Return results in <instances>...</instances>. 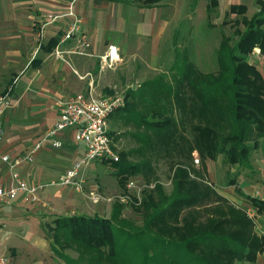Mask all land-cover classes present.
Returning <instances> with one entry per match:
<instances>
[{
    "label": "trees",
    "instance_id": "16d2710c",
    "mask_svg": "<svg viewBox=\"0 0 264 264\" xmlns=\"http://www.w3.org/2000/svg\"><path fill=\"white\" fill-rule=\"evenodd\" d=\"M164 1L134 0L147 8ZM256 1L260 9L250 19L247 5L231 3L230 12L241 14L232 24L244 29L234 30L237 38L222 34L216 70L195 66L185 49L179 51L183 57H175L172 76L154 77L125 94L126 103L117 111L136 128L128 134L138 146L119 152L120 159L111 163L127 179L142 172L146 176L154 160L169 156L173 189L167 194L157 182L143 191L141 202L135 196L127 204L116 202L109 218H59L55 241L80 251L67 264H236L255 262L264 252V235L257 234L253 219L243 209L223 204L212 184L175 160L178 152L197 150L202 159L222 154L230 165L245 167L260 146L264 75L250 57L256 48L264 56V0ZM218 4L211 0L208 11ZM51 42L49 50L58 40ZM130 155L136 162L128 160ZM229 183H236V176ZM246 199L257 212L264 211V198L248 194ZM127 205L141 213V225L123 217Z\"/></svg>",
    "mask_w": 264,
    "mask_h": 264
},
{
    "label": "rangeland",
    "instance_id": "374dc122",
    "mask_svg": "<svg viewBox=\"0 0 264 264\" xmlns=\"http://www.w3.org/2000/svg\"><path fill=\"white\" fill-rule=\"evenodd\" d=\"M218 1V6L211 11H208V4L211 0H165L164 5L156 8H143L139 3H133L131 0L120 1L116 6L115 14L110 18L102 17L101 23L104 27V37L118 44H123V42L127 44L129 60L133 62L130 65L131 69H128L131 72H125L127 61L126 65L123 66L121 65L122 59L114 67L104 68L100 61L99 73L106 76L105 81L100 82L95 76L88 82V88L85 89L78 82L77 78L79 79L80 75L76 71L77 77L73 75L71 79L72 86L77 87L76 90L71 96L60 97L57 101L66 100L80 92L88 93L91 90L106 95L126 94L130 90L141 87L144 82L154 77L164 75L170 77L174 72L171 69L176 55L183 57V55H179V51L183 52L185 49L192 58L191 60H194L195 66L203 71L216 70L218 68L217 48L222 34H230L237 38L238 36L233 34L234 30L237 27L241 30L244 29L243 24L236 27L232 24L234 19L241 18V14L230 12L231 3H241L243 0ZM248 2L249 9L246 15L250 19L260 7L255 0H248ZM14 7V0H0V12H11V14L8 13L10 15L7 19H12ZM43 8L48 7L44 4ZM8 36H13V33H6L5 42L3 43L2 38V44L0 42V47H5L7 52L11 47ZM36 43L38 42L34 39L31 47ZM18 45L17 50L22 53L28 51L25 38H23L22 44ZM74 53L81 55L78 52ZM250 61L255 63L264 75V56L258 48L251 55ZM24 67V64L13 65L9 58L0 57V97L8 95L12 100V106L3 116V124L8 132L7 135L13 137L19 134L22 136L23 143L28 144L35 139L33 130L28 127V122L34 118V115L26 108H32V106L43 101L36 96H19L21 83L27 82L33 74V68L25 69L20 81H14L17 71ZM192 122L193 124L198 122L197 116L192 117ZM109 130L112 133L114 147L119 152H128L138 146L135 139L128 134L129 131H135L136 128L132 124H125L121 113L118 111L110 116ZM9 147V145L5 146V149L10 150L12 148ZM181 153H176L177 158L175 157V160L186 162L188 166L194 169L193 174L200 173V176L212 184L223 198V204L227 205L228 203L233 207L243 209L250 217L253 216L251 218L255 222L254 229L258 235L263 236L264 231L257 223L260 218H258L256 211L254 214L253 211L248 213L247 206H253L246 199L248 195L246 191H259L261 197L264 196V182L260 181L264 179V137L260 141V146L252 151L250 160L245 167L230 165L222 154L218 155L216 159L208 157L202 159L197 150H194L191 155L186 150L181 151ZM186 153L187 155H185ZM170 159L169 156L157 158L146 176L142 172L129 175L127 179L123 178V173L113 163L97 161L92 167L93 169H90V166L87 168V192L98 187L103 194L115 195L116 197L120 195L135 196V189L128 187V181L133 179L141 188L142 197L143 191L154 189L157 182L169 194L173 189V172ZM128 160L136 162L133 155H130ZM231 176H236V183H229ZM258 179L260 182L257 181ZM81 201L83 207L76 209L72 215L84 214L91 217L109 218L112 215L114 204L120 202L116 198L111 202L93 203L87 197L82 198ZM48 211L50 213H47L48 221L45 225L47 238L43 240L42 244L38 243L41 245L36 244L33 240H20L18 235H12L8 229H3L0 231V255L1 253L9 254L13 258L14 264H67V260L78 258L80 256L79 250L57 243L54 237L55 230L53 231V228L59 226V218L68 215L61 214L62 212H53L52 209ZM122 215L137 225H141L143 222L141 213L130 205L124 208ZM20 227L21 225L18 224V228ZM11 246L20 247L15 255L8 251V247ZM238 264H264V252L258 255L255 262L244 261Z\"/></svg>",
    "mask_w": 264,
    "mask_h": 264
},
{
    "label": "crops",
    "instance_id": "0c3cea01",
    "mask_svg": "<svg viewBox=\"0 0 264 264\" xmlns=\"http://www.w3.org/2000/svg\"><path fill=\"white\" fill-rule=\"evenodd\" d=\"M14 1L15 10L11 16L13 20L7 19L11 14L10 11L0 12L1 44L2 41L4 43L6 40V33H13V36H8L11 47H9L8 52L5 47H0V57L9 58L13 65H25L23 69L17 71L14 81H20L25 69L33 68V74L29 80L21 83L19 96H36L43 101L32 106V108H26L34 115V118L28 122V127L33 130V137H35L32 142L24 144L21 139L22 136L19 134L13 137L7 135L8 132L3 124L4 134L0 142V154H9L13 159H17L31 152L35 144L53 127L59 115L57 99L71 96L77 88L71 84V79L73 75L76 76V71L80 75L77 80L85 89L88 88V82L95 76L100 82L105 81L106 76L99 73L100 55L105 52L109 44L119 46L122 58L121 65H126L127 61L126 73L131 72L128 69L133 62L129 60L127 44L125 42L118 44L104 37V27L101 23V18L113 16L117 4L124 0ZM131 1L135 3L134 0ZM44 4L48 8H43ZM237 4H245L249 9L248 0H243ZM70 10L74 11L75 16L67 15ZM76 18L80 19L81 31L87 33L91 40V46L86 54L80 55L72 51L77 45L76 38L61 42L68 24ZM23 38L26 39L28 51L22 53L17 49L19 48L18 44H22ZM34 39L38 43L31 47ZM55 39L58 40V43L54 49L49 50L50 43H53L51 41ZM56 49H60L62 53L57 54ZM55 138L62 142L60 147L53 146L49 142L44 143L42 148L35 153L32 162L25 161L19 165L22 175L31 183H50L58 180L84 155V145L75 141L73 128L58 134ZM7 145L12 148L9 147L10 150L5 149ZM95 162L90 165V169H93ZM86 173L87 169L85 170ZM10 175V164L0 156V183L7 182ZM260 181L263 183L264 179ZM246 192L254 197H261L259 191L247 190ZM37 195L38 201L20 193L10 202H1L0 231L8 229L12 235H18L20 240H33L36 244H42L43 240L47 238L45 225L48 221L47 215L50 213L48 210L52 209L53 212H62L61 214L71 216L76 209L83 207L81 199L86 198L84 193L79 192L74 187L63 185H48L40 188L37 190ZM256 214L260 218L257 223L264 231V211H256ZM18 224L21 225L20 228H18ZM8 249L15 255L20 247L11 246ZM1 255L13 259L9 254L1 253Z\"/></svg>",
    "mask_w": 264,
    "mask_h": 264
},
{
    "label": "built area",
    "instance_id": "2783aa9c",
    "mask_svg": "<svg viewBox=\"0 0 264 264\" xmlns=\"http://www.w3.org/2000/svg\"><path fill=\"white\" fill-rule=\"evenodd\" d=\"M67 15L75 16V13L70 10ZM74 38L77 39V45L72 51L86 54L91 46V40L87 33L81 31L80 19L78 18L68 24L61 42ZM56 53L61 54L62 51L56 49ZM121 59L120 48L117 44H109L105 52L100 55L103 68L114 67ZM125 103V94L106 95L102 92H94V90L88 93L80 92L66 100L57 101L59 107L58 118L47 134L35 144L31 152L17 159H13L9 154H0L2 159L10 164L11 170L10 179L7 182L0 183V203L10 202L20 193H24L27 197L38 201L37 190L48 185L74 187L79 192L84 193L93 203H99L100 201L111 202L116 198L123 203L131 201L132 197L129 195L116 197L115 195L103 194L98 187L87 192L85 174V170L95 161L113 162L120 159V153L114 147L110 135L109 119ZM11 106V97L8 95L0 97V142L4 134L3 116ZM70 128L74 129L75 141L84 145V155L58 180L50 183H31L27 180L19 170V165L25 161L32 162L35 153L42 148L44 143L49 142L53 146L60 147L62 142L55 137ZM128 187L135 189V197L141 201L142 190L138 187L136 181L133 179L129 180ZM247 210L248 213L249 211H253V214L255 213L251 206L247 207ZM0 264L14 263L10 257L0 255Z\"/></svg>",
    "mask_w": 264,
    "mask_h": 264
}]
</instances>
